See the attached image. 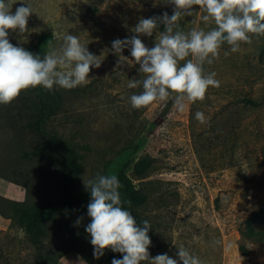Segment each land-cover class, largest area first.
Wrapping results in <instances>:
<instances>
[{"label": "rangeland", "instance_id": "1", "mask_svg": "<svg viewBox=\"0 0 264 264\" xmlns=\"http://www.w3.org/2000/svg\"><path fill=\"white\" fill-rule=\"evenodd\" d=\"M8 2L12 12L22 5L33 10L24 34L9 31L14 46L37 44L45 55L73 34L101 61L85 84L47 90L51 112L45 130L78 152L81 170L73 189L87 190L84 181L97 174L125 171L140 192L136 212L151 225L150 257L167 254L182 264L177 253L183 246L202 264H264V36H253L237 53L222 45L218 58L203 66L205 75L216 73L220 86L209 87L202 101L188 103L183 112L174 107L175 93L165 102L134 109L130 97L142 88L127 85L143 74L130 49L115 54L112 42L138 35L154 47L163 25L151 37L133 29L141 18L171 16L169 0ZM203 15L194 6L191 16L178 21L180 30L216 27ZM121 56L128 60L119 63ZM34 95L29 88L0 104V210L13 216L0 214V264H41L25 212L58 198L64 158L43 145L31 125ZM246 98L258 105H246ZM198 111L205 123L195 118ZM14 189L22 192L20 200L9 195ZM12 200L24 207L20 216ZM65 214L48 212L41 218V249L56 255L70 250L56 264H90L88 259L97 264L85 231L90 222L84 228L75 221L64 224Z\"/></svg>", "mask_w": 264, "mask_h": 264}, {"label": "clouds", "instance_id": "2", "mask_svg": "<svg viewBox=\"0 0 264 264\" xmlns=\"http://www.w3.org/2000/svg\"><path fill=\"white\" fill-rule=\"evenodd\" d=\"M168 3L174 5L171 16L164 12L162 16L141 18L133 29L136 34L151 37L163 25L154 47H147L138 35L112 42L115 54L130 49L139 73L143 74L142 79H130L127 85L130 89L142 88L139 94L130 97L134 109L165 102L175 93L174 107L183 112L188 103L202 101L209 87L220 86L216 73L205 75L203 66L218 58L222 45L237 53L242 44L252 42L253 36H264V0H169ZM194 6L205 13L204 22H214L216 27L209 31L195 28L187 33L181 31L178 21L182 16H191ZM11 9L8 0H0V104L11 103L29 88H76L87 82L93 66L100 67L98 56L90 53L73 34L65 35L62 47L42 58L14 46L9 42V31L24 34L33 10L30 5L19 6L15 12ZM224 54L227 56L229 52ZM127 60L128 57L121 56L119 63ZM195 118L200 123L206 122L203 112H196ZM84 184L91 196L87 205L91 222L85 231L90 235L94 258L99 259L106 249H111L123 254L122 259H113L112 264H178L167 254L150 257L151 225L144 220L143 227L137 226L131 212L124 208V203L131 206L132 202L122 201L121 184L115 174H97ZM177 255L182 264H202L183 246L178 248Z\"/></svg>", "mask_w": 264, "mask_h": 264}, {"label": "trees", "instance_id": "3", "mask_svg": "<svg viewBox=\"0 0 264 264\" xmlns=\"http://www.w3.org/2000/svg\"><path fill=\"white\" fill-rule=\"evenodd\" d=\"M25 50L33 53L34 55H40L41 58L44 56L39 45H30ZM33 96V119L32 127L38 134L43 145H47L54 149L57 152H60L63 155V162L61 165L62 175L57 180L58 185V198L56 201H49L46 207L39 208L33 213L29 214L25 212L26 219V229L30 234L31 240L37 246V255L38 262L41 264H56L59 259L67 254L70 250H64L59 254H54L52 250H43L39 245L42 243V236L40 235L43 232L42 225L43 222L40 221L43 216L48 212L53 214L62 215L65 214L64 224H67L68 221H77L80 220L79 225L81 228H84L91 218L87 215V205L90 202L91 196L90 192L87 190L84 191H75L72 187V183L77 179L78 173L81 170V166L78 159V152L73 148L66 140L61 138L58 135L49 133L45 130L44 124L50 116L51 109L49 107V99L47 90L42 87L34 88ZM246 105L257 106L258 102L252 99L246 98L244 100ZM121 184L119 189L121 194L122 201L131 200V206L127 203H124V208L131 212L134 219L136 220L137 226L143 224L142 216L136 212V208L139 207L142 203L139 189L136 187L134 180L125 172L121 171L116 175ZM4 198V197H3ZM12 203L13 211L15 215L20 216L24 212V207L18 201H9ZM6 218H13L12 215L5 213L0 210ZM45 218V217H44ZM82 218V219H81ZM41 232V233H40ZM45 237V236H44ZM86 256V255H85ZM123 254L118 252H113L111 249H106L104 255L96 260L97 264H112L113 259H122ZM88 259L89 257L86 256ZM90 264L93 263L88 259ZM147 264V262H145Z\"/></svg>", "mask_w": 264, "mask_h": 264}, {"label": "crops", "instance_id": "4", "mask_svg": "<svg viewBox=\"0 0 264 264\" xmlns=\"http://www.w3.org/2000/svg\"><path fill=\"white\" fill-rule=\"evenodd\" d=\"M9 195H11L12 198H15L16 200H20V198L22 197V192L18 189H14V190L9 191Z\"/></svg>", "mask_w": 264, "mask_h": 264}]
</instances>
